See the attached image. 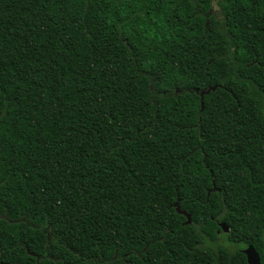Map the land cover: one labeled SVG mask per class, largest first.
Masks as SVG:
<instances>
[{"label":"trees","instance_id":"16d2710c","mask_svg":"<svg viewBox=\"0 0 264 264\" xmlns=\"http://www.w3.org/2000/svg\"><path fill=\"white\" fill-rule=\"evenodd\" d=\"M249 245L264 264V0H0V264Z\"/></svg>","mask_w":264,"mask_h":264},{"label":"water","instance_id":"95a60500","mask_svg":"<svg viewBox=\"0 0 264 264\" xmlns=\"http://www.w3.org/2000/svg\"><path fill=\"white\" fill-rule=\"evenodd\" d=\"M217 86L209 87L208 89H203L202 91L197 90L198 93L201 95V99L203 100L204 96L209 94L211 91L216 90ZM202 107H204V103L202 102ZM177 211L180 214H183L186 216L187 221L186 224L192 223V216L189 214L186 210L181 209L179 203H176ZM220 227L224 229L226 232L229 230V228L224 224L220 223ZM243 253L247 257L248 264H261L260 256L257 250L254 248V246L250 245L246 249L243 250Z\"/></svg>","mask_w":264,"mask_h":264},{"label":"rangeland","instance_id":"374dc122","mask_svg":"<svg viewBox=\"0 0 264 264\" xmlns=\"http://www.w3.org/2000/svg\"><path fill=\"white\" fill-rule=\"evenodd\" d=\"M219 243L222 245L228 246L229 248H232V249H234L236 247V246L230 244L229 242H227V240L225 238L221 239L219 241Z\"/></svg>","mask_w":264,"mask_h":264},{"label":"flooded vegetation","instance_id":"af4514ba","mask_svg":"<svg viewBox=\"0 0 264 264\" xmlns=\"http://www.w3.org/2000/svg\"><path fill=\"white\" fill-rule=\"evenodd\" d=\"M249 246H250V245H249ZM247 247H248V246H247ZM247 247H246V248H247ZM246 248H244V249H246ZM244 249H243V250H244ZM263 250H264V246H263ZM259 256H260V254H259ZM260 260H261V264H262V257H261V256H260Z\"/></svg>","mask_w":264,"mask_h":264}]
</instances>
